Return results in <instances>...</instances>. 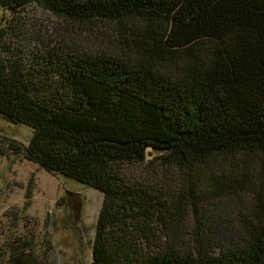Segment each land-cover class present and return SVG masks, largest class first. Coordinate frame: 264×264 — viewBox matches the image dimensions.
<instances>
[{
  "label": "trees",
  "instance_id": "16d2710c",
  "mask_svg": "<svg viewBox=\"0 0 264 264\" xmlns=\"http://www.w3.org/2000/svg\"><path fill=\"white\" fill-rule=\"evenodd\" d=\"M32 9L91 37L49 33ZM0 13V116L32 132L0 154L102 193L91 264H264V206L242 227L214 220L242 191L225 172L264 164V0H0ZM33 245L16 237L5 264H60Z\"/></svg>",
  "mask_w": 264,
  "mask_h": 264
},
{
  "label": "rangeland",
  "instance_id": "374dc122",
  "mask_svg": "<svg viewBox=\"0 0 264 264\" xmlns=\"http://www.w3.org/2000/svg\"><path fill=\"white\" fill-rule=\"evenodd\" d=\"M28 16L31 24L57 36L72 40L91 37L40 10L32 9ZM5 19L0 13V28ZM31 136L30 128L0 116V139L26 146ZM228 173L220 181L226 185L229 179H238L242 191L219 198L214 208L215 224L242 227L244 220L251 219L264 206V164L251 166L243 176L241 171ZM102 202L103 195L97 190L50 174L22 155L0 154V264H5L7 248L19 236L32 240L38 255L50 248L60 264H91ZM189 222L193 225L192 220Z\"/></svg>",
  "mask_w": 264,
  "mask_h": 264
}]
</instances>
